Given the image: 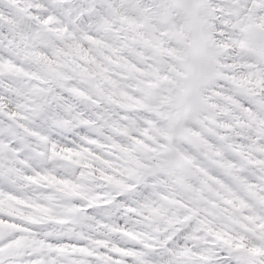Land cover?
Instances as JSON below:
<instances>
[{"label": "snow or ice", "instance_id": "6c2138e0", "mask_svg": "<svg viewBox=\"0 0 264 264\" xmlns=\"http://www.w3.org/2000/svg\"><path fill=\"white\" fill-rule=\"evenodd\" d=\"M0 264H264V0H0Z\"/></svg>", "mask_w": 264, "mask_h": 264}]
</instances>
